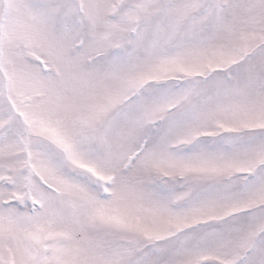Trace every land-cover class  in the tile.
<instances>
[{"label": "snow or ice", "instance_id": "1", "mask_svg": "<svg viewBox=\"0 0 264 264\" xmlns=\"http://www.w3.org/2000/svg\"><path fill=\"white\" fill-rule=\"evenodd\" d=\"M0 264H264V0H0Z\"/></svg>", "mask_w": 264, "mask_h": 264}]
</instances>
